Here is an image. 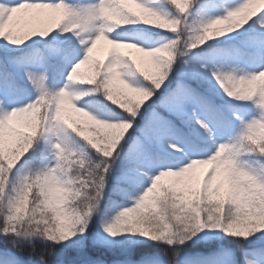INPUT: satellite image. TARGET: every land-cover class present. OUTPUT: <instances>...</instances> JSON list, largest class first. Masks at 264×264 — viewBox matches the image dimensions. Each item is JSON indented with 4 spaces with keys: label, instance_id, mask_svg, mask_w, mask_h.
<instances>
[{
    "label": "snow or ice",
    "instance_id": "obj_1",
    "mask_svg": "<svg viewBox=\"0 0 264 264\" xmlns=\"http://www.w3.org/2000/svg\"><path fill=\"white\" fill-rule=\"evenodd\" d=\"M0 264H264V0H0Z\"/></svg>",
    "mask_w": 264,
    "mask_h": 264
},
{
    "label": "rangeland",
    "instance_id": "obj_2",
    "mask_svg": "<svg viewBox=\"0 0 264 264\" xmlns=\"http://www.w3.org/2000/svg\"><path fill=\"white\" fill-rule=\"evenodd\" d=\"M96 55L98 57H102L104 55V49L103 48H98L96 51Z\"/></svg>",
    "mask_w": 264,
    "mask_h": 264
}]
</instances>
